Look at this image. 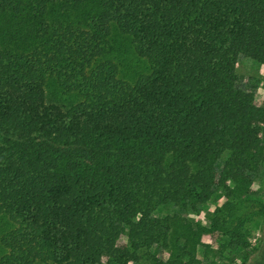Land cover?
<instances>
[{"label": "trees", "instance_id": "16d2710c", "mask_svg": "<svg viewBox=\"0 0 264 264\" xmlns=\"http://www.w3.org/2000/svg\"><path fill=\"white\" fill-rule=\"evenodd\" d=\"M243 64L264 65V0H0V264L247 248L264 103Z\"/></svg>", "mask_w": 264, "mask_h": 264}, {"label": "rangeland", "instance_id": "374dc122", "mask_svg": "<svg viewBox=\"0 0 264 264\" xmlns=\"http://www.w3.org/2000/svg\"><path fill=\"white\" fill-rule=\"evenodd\" d=\"M246 64L240 65L238 71L242 75V85L247 86L252 82L256 84L253 88L257 100L264 103V65L260 66L259 72L252 75L249 83H245L248 68ZM250 78V77H249ZM245 81V82H244ZM261 146V152L264 155V124L260 128L257 137ZM251 198L244 200L239 204L237 217H241L245 212L248 221L245 220L241 232L243 238L247 240V248L232 249L228 247L225 240L226 236L219 231H211L201 236V251L198 252L200 264H264V176L254 182L250 187ZM228 202L227 197H220L216 201H207L199 211L190 214L192 221L200 224H206L213 215L216 206H224ZM239 230V231H240ZM169 250L162 249L161 258L165 259ZM131 264V263H128ZM135 264H152L144 258L139 259Z\"/></svg>", "mask_w": 264, "mask_h": 264}]
</instances>
